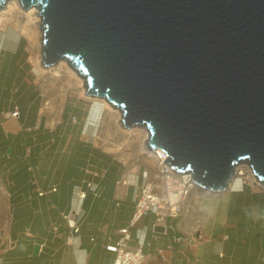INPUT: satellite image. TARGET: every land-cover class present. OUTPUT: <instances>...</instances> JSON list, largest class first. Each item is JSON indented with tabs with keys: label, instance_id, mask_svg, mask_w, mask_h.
Segmentation results:
<instances>
[{
	"label": "water",
	"instance_id": "95a60500",
	"mask_svg": "<svg viewBox=\"0 0 264 264\" xmlns=\"http://www.w3.org/2000/svg\"><path fill=\"white\" fill-rule=\"evenodd\" d=\"M21 1L44 65L68 62L172 169L223 192L247 164L264 184V0Z\"/></svg>",
	"mask_w": 264,
	"mask_h": 264
},
{
	"label": "crops",
	"instance_id": "0c3cea01",
	"mask_svg": "<svg viewBox=\"0 0 264 264\" xmlns=\"http://www.w3.org/2000/svg\"><path fill=\"white\" fill-rule=\"evenodd\" d=\"M8 40L5 46L12 49L0 51V76L19 79L22 39L14 36ZM23 80L2 85L0 79V264H112L116 255L106 244L116 243L120 229L131 225L136 211L134 198L146 168L142 171L140 167L133 175L85 132L82 143L88 147L86 153H92V162L99 159L109 165H91L87 155L82 165H50L48 150L54 133L64 144L60 146L64 153L69 146L76 148L75 141L69 140L74 136L69 130L47 126L39 109L42 98L37 86ZM33 104L37 109L30 119ZM17 108L19 116H12L11 111ZM65 120L64 116L63 123ZM22 132L34 136L33 148L25 149L17 163V153L14 161L1 145L8 136ZM123 177L125 184L119 182ZM203 196L231 199L222 210L213 212L201 201ZM187 204L182 215L166 217L161 223L147 211L131 227V249H137L138 233L146 231L143 264H264V190L230 187L218 197H189ZM72 222L77 223L78 233ZM36 244L41 245L37 253Z\"/></svg>",
	"mask_w": 264,
	"mask_h": 264
},
{
	"label": "rangeland",
	"instance_id": "374dc122",
	"mask_svg": "<svg viewBox=\"0 0 264 264\" xmlns=\"http://www.w3.org/2000/svg\"><path fill=\"white\" fill-rule=\"evenodd\" d=\"M6 4L7 2H5V5L3 7H0V14L1 10L4 9ZM23 10L28 9H24L23 7ZM6 17L7 16H0V51L5 52L7 48L12 49V47L5 46V43L9 42L8 39L16 36L17 40L18 37L22 39V49H20V52H22L23 57L20 61L22 69L21 74L19 75V79L17 77L15 78V75H11L12 77L10 79H8V76L4 78L3 75L0 76L2 82L1 84L3 85L6 81L12 84H20L23 77L24 82L27 81L35 84L37 86L38 93H40V97L42 98L39 109L41 108V113L47 120V126L53 129H56L58 126H61L63 124L64 116L68 107L72 106L81 111L82 109H86L92 101H102L101 103L105 105L103 118L97 124V126L91 125L92 128L89 129L90 131H86L85 135H92L95 145H97L100 149L109 152L118 161V163H120L121 165H125L129 172H133V175L136 176L138 174L140 167L142 168V171L145 168L153 171L154 160L152 157H150L149 149L146 146L148 137L146 138L143 145V140L145 139V129L141 127H133L131 129H128L127 127H125L121 123V112H119V110L116 109L117 112H112L105 100L88 96L86 94L85 85L78 86L74 83L75 81H70L68 73L65 69H62L59 75H54V70L57 65H54L52 67H46L44 65L42 46H32L29 37L24 32L22 19L19 20L16 16L12 21L8 22ZM2 57H4L3 53L1 58ZM5 58L6 57H4V59ZM29 108H31L30 119H32L37 106L33 104V106L31 105ZM23 112H27V108H24ZM69 115H71L70 117L72 123H75L77 125V119L74 117L75 113L71 112ZM28 124H31V122L29 121ZM32 137L34 136L32 135L30 137V135L25 132H22L21 135H11L7 137L6 143L2 144L1 146L6 147L5 152L7 156L14 161L16 160L14 156L16 152L18 158L15 162L19 163L22 161L20 155L24 153V150L30 149L31 151V149L33 148ZM87 137L89 138V136ZM51 140V147H49L48 150L50 159H52L50 165H68V163L69 165L84 164V159H82L84 155L83 151L78 152L75 147L69 146L67 152L64 153L60 149L59 145L61 139L58 137L56 132L52 136ZM35 157L36 156L34 155V162L36 160ZM27 160L29 161V159ZM241 165L242 166L238 167L239 170L237 169L235 171V176L233 178V181L230 183L231 186L229 185V187L243 189L245 186H247L256 190H264V184L260 181H257L256 177H254L255 175L251 172L252 169L247 164ZM242 170L244 171L243 174L239 175ZM132 179L133 176L130 180ZM229 189L230 188H228L227 190ZM132 190L133 185L131 186V193ZM227 190L223 192L226 193ZM223 192L209 193L200 189L199 187H195L189 197L196 196L197 194H204L210 197H218L223 194ZM230 199V197L222 198V200L216 198L209 199L203 196L201 198V201L210 205L211 209L214 212L217 210H222L224 204L229 203L228 201ZM187 200H185L186 202L184 201L186 210L189 207V205L187 204ZM214 218H217V221L220 222L221 225H224L220 217L214 216ZM210 226H212V224H210Z\"/></svg>",
	"mask_w": 264,
	"mask_h": 264
},
{
	"label": "built area",
	"instance_id": "2783aa9c",
	"mask_svg": "<svg viewBox=\"0 0 264 264\" xmlns=\"http://www.w3.org/2000/svg\"><path fill=\"white\" fill-rule=\"evenodd\" d=\"M12 116H19V109L11 111ZM161 151V153H160ZM153 160H162L160 165H154V170L148 169L143 171V182L137 189L134 202L136 204V211L131 225L120 229V237L116 243H107L106 249L113 252L116 257L112 264H143L146 255L143 252V247L146 244V231L138 233L137 249L129 247V241L132 238L131 227L147 212L151 211L156 215L157 222H163L166 217H178L182 215L186 208L184 201L191 195V192L197 187L195 180L190 173L179 172L171 168L165 161L168 156L160 150H153ZM156 153V155H155ZM162 154V155H161ZM158 161V160H157ZM119 182L126 183L125 177ZM90 187L95 190L90 184ZM207 191V190H206ZM211 192V191H207ZM43 194V193H41ZM85 197L83 192L80 195L81 202ZM76 214L80 211L76 210ZM74 232H79V227L76 222L71 223ZM264 261V258H263Z\"/></svg>",
	"mask_w": 264,
	"mask_h": 264
},
{
	"label": "bare ground",
	"instance_id": "6f19581e",
	"mask_svg": "<svg viewBox=\"0 0 264 264\" xmlns=\"http://www.w3.org/2000/svg\"><path fill=\"white\" fill-rule=\"evenodd\" d=\"M8 1L9 0H6L5 1V2H7V4L4 7V9L1 10L0 16L1 17L7 16L6 19L8 20V22L12 21L16 16H17V19H19V20L22 19V21H23V27H24L23 28L24 29V32L29 37L32 46H36V47L42 46V48H43V38H44V34H43V29H41V26H42L41 25L42 24V15L39 13V9L37 8V6L33 5V6L29 7L28 10H23V7L24 6H23L21 0H12V1H9V2ZM19 20H18V22H19ZM42 56H43V54H42ZM62 61H60L61 63L59 62L60 64L59 63L56 64L57 67L55 68V70L53 69L54 70V75H59L60 72L62 71V69H65L66 72L68 73V77H69L70 81L71 80L72 81H75L74 83L76 85H78V86L85 85L84 84V79L78 74V72L76 71V69L74 67H72L68 62H66L64 60H62ZM102 100H104V99H102ZM105 102L107 103L108 107L111 109L112 112H117L118 109L116 110V108H114L113 106H111L107 101H105ZM144 132H145L144 133V138L145 139L143 140V145L145 143L146 138L149 136L146 129L144 130ZM149 152H150V154H149L150 157H152V155L154 153L153 150H149ZM160 153H161V151H160ZM155 155H156V153H155ZM161 161L162 160L158 159V156H157L156 159L154 160V165H158V164L160 165ZM240 166H242V165L237 166L236 169H235V171ZM243 172L244 171L242 170V172H240L239 175H242ZM257 181H259V179H257Z\"/></svg>",
	"mask_w": 264,
	"mask_h": 264
},
{
	"label": "trees",
	"instance_id": "16d2710c",
	"mask_svg": "<svg viewBox=\"0 0 264 264\" xmlns=\"http://www.w3.org/2000/svg\"><path fill=\"white\" fill-rule=\"evenodd\" d=\"M15 59H16V57H15ZM95 103L91 102V104L86 109H84V110L82 109L83 111L82 110L79 111L75 107H72V106L68 107V109L65 113V119H66L65 123H63L61 126H58V128H57L58 131H62V129L71 131V135L74 137H70L69 140L75 141L76 150L78 152L83 151L84 152L83 157H85V155L90 156V158H89L90 162H92V153H90V154L86 153L88 147H86V145L84 143H82L84 141L82 138H83L84 132L90 131L89 129L92 128L91 125H93V124L91 122L94 120L92 115H93V112L95 110L93 108V104H95ZM71 112L75 113L74 117L77 119V125L72 123V120L70 117L71 115H69ZM63 145L64 144L61 143V141H60L59 146H63ZM3 150L5 151L6 147H4ZM91 165H109V163H100L99 159H98L97 162L93 161L91 163ZM117 165H121V164L117 163ZM118 175H120V172H118Z\"/></svg>",
	"mask_w": 264,
	"mask_h": 264
},
{
	"label": "clouds",
	"instance_id": "9594fccd",
	"mask_svg": "<svg viewBox=\"0 0 264 264\" xmlns=\"http://www.w3.org/2000/svg\"><path fill=\"white\" fill-rule=\"evenodd\" d=\"M92 103H95V101H93ZM93 108L95 109L94 112H93V118L94 120L92 121V124L94 126H97V124L102 120L103 118V114H104V107H103V103H99V102H96L95 104H93ZM92 118V119H93ZM253 172V171H252ZM254 173V172H253ZM206 191V190H204Z\"/></svg>",
	"mask_w": 264,
	"mask_h": 264
}]
</instances>
